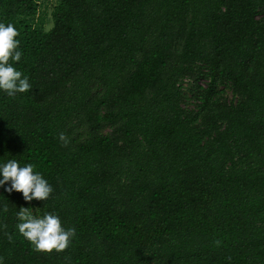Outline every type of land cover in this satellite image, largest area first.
<instances>
[{
	"label": "trees",
	"instance_id": "trees-1",
	"mask_svg": "<svg viewBox=\"0 0 264 264\" xmlns=\"http://www.w3.org/2000/svg\"><path fill=\"white\" fill-rule=\"evenodd\" d=\"M38 1L0 0L32 84L0 92V162L53 192L0 188L3 264H264V0H58L48 30ZM21 206L70 245L37 252Z\"/></svg>",
	"mask_w": 264,
	"mask_h": 264
},
{
	"label": "clouds",
	"instance_id": "clouds-1",
	"mask_svg": "<svg viewBox=\"0 0 264 264\" xmlns=\"http://www.w3.org/2000/svg\"><path fill=\"white\" fill-rule=\"evenodd\" d=\"M18 36V29L13 23L0 21V92L8 97H15L18 93L28 92L32 88L29 76L15 67V63L23 55ZM59 140L64 144L68 143L62 132ZM35 168L32 163L21 164L14 158L0 162V188L8 193H22L23 199L29 204L33 200L46 201L53 192V187ZM32 209L21 206L16 212L18 232L37 252L65 250L76 235L75 227H64L60 216L54 212L34 214ZM2 211L7 212V207ZM0 264H3L2 258Z\"/></svg>",
	"mask_w": 264,
	"mask_h": 264
},
{
	"label": "rangeland",
	"instance_id": "rangeland-1",
	"mask_svg": "<svg viewBox=\"0 0 264 264\" xmlns=\"http://www.w3.org/2000/svg\"><path fill=\"white\" fill-rule=\"evenodd\" d=\"M39 14L35 19V25L38 28L48 30L52 27V11L54 7L58 4V0H39ZM189 84L188 79L183 82L184 87H187ZM201 84L205 85V81L201 80ZM226 92V96L229 101L233 102L236 100L234 96L231 86L221 87ZM196 103L194 101H186L185 107L188 109L195 108Z\"/></svg>",
	"mask_w": 264,
	"mask_h": 264
}]
</instances>
